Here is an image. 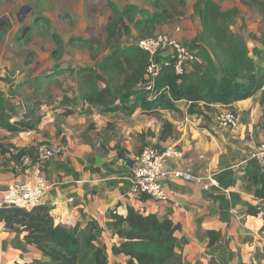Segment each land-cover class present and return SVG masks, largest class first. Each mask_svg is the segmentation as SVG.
<instances>
[{"label":"rangeland","instance_id":"374dc122","mask_svg":"<svg viewBox=\"0 0 264 264\" xmlns=\"http://www.w3.org/2000/svg\"><path fill=\"white\" fill-rule=\"evenodd\" d=\"M198 1L0 0V20L6 17L5 23L0 26V93L6 106V110H3L4 119L11 123L23 122L32 126L25 130L10 131L0 125V191L6 188V176L25 177L29 169L28 162L35 161L40 145L44 143L64 145L57 140L61 136L67 140L64 134L70 133L71 137L76 136L83 132V128L91 133L92 127H95L88 122L89 113L100 107L89 100H84L88 87H83V76L79 72L83 68L96 65L92 59V51L85 43L87 39H100L101 43L94 46L97 58L100 59L111 51L112 44L107 41L106 27L114 16V8L123 10L134 6L137 8L133 14L134 19L155 18L156 21L153 27L145 25L142 28L125 17L118 34V40L122 45L137 44L147 30H153V34H171L181 42L191 44L196 41V36L202 30L201 18L195 10ZM213 1L217 2L223 11L235 10L228 19H218L221 23L228 24L230 31L244 40L257 67L264 69V45L262 44L264 17L259 7L250 0ZM28 5L32 6V10L24 15V9ZM88 6L91 9L89 14L86 13ZM8 18L9 21H7ZM125 26L130 27V33L124 30ZM112 76L115 84L113 88H122L124 74L113 73ZM41 78L43 81H40ZM98 84L101 87L105 85L102 81ZM133 95V99L130 96L125 101L118 100V105L116 102L98 110L104 112L115 110L116 115L109 116L110 121H108L117 123L118 127L108 131L106 128L105 131L100 130V132H106L105 135L110 137V140L120 142L127 150H129L127 147H130L134 155L138 154L144 146L152 144L149 139L152 135L158 136V132L152 130V127L147 131L138 128L147 127L145 122L149 118L155 117L156 121L164 124L170 121V117H182L185 114L186 117L202 118L204 126H207L219 139L220 145L216 147L214 144L213 147H207L206 152L212 150L220 152V167L241 162L236 171L240 172L243 169L248 170L249 165H254V160L248 162L246 159L257 143L259 147L261 142H264V86L248 100L249 110H244L242 114H239V110L234 106L236 102L230 105L198 104L199 106L194 109L201 113H192L190 102L182 103L183 106L185 105V112H183L179 109L181 105L177 101L174 102V109L163 108V106L146 107L142 105V100H139L137 93ZM137 100L140 101L137 108L141 112L134 120L130 118L134 114L131 113L130 107ZM145 100L148 101L146 95ZM227 112H233L236 116V124L230 127L221 125L217 120L218 116ZM84 136L88 137V132H85ZM90 136L93 135L90 134ZM76 137L74 144L81 148L80 154H84L83 159L88 163L93 164L96 158H100H89L93 150L92 152L88 150L89 154L85 147L88 142L94 150L101 145L94 153L100 151L101 155H104L102 140L94 141L95 136H93L87 141H82L76 140ZM108 137H105V141L109 140ZM123 147L117 148L121 150ZM21 150H26L27 153L18 162L12 160V155L18 154ZM66 151L65 146L62 156ZM226 157L229 159H225ZM61 161L62 159L52 161L53 163L50 161L44 165V168ZM259 166L262 167L261 164ZM251 185L254 184L251 183ZM1 201L0 199V203ZM258 204L262 203L257 202L256 205ZM228 229L226 224L225 230L221 231L223 244L229 242L230 251L221 248L211 255L209 252L213 249L206 247L200 258L190 260L188 258L190 254L199 252L197 246L193 248L188 242H181L178 251L181 257L180 262L184 264H259L264 244L259 246L249 235L230 234ZM4 232H10V230H2L0 227L2 246L0 264H31L25 263V254L37 253L33 250L27 252L25 247H22L23 233L12 231L14 235L9 237L8 233L4 234ZM247 242H249L248 245ZM185 244H187L186 250ZM250 253L253 254L252 257ZM35 259L36 257L32 259V262ZM109 263L119 264L113 261ZM80 264L94 263L90 257Z\"/></svg>","mask_w":264,"mask_h":264},{"label":"trees","instance_id":"16d2710c","mask_svg":"<svg viewBox=\"0 0 264 264\" xmlns=\"http://www.w3.org/2000/svg\"><path fill=\"white\" fill-rule=\"evenodd\" d=\"M250 2L259 7L264 17V0ZM136 10L134 6L123 10L113 9L114 16L106 27L107 41L112 47L102 58H97L94 52V46L101 43L100 39L85 41L92 51V59L96 65L79 72L83 76V87H88L84 100L108 107L137 93L142 105L146 107L163 106L174 109V102L186 100L192 104V113H201L194 109L198 104L230 105L251 98L264 86V69L257 67L244 40L230 31L228 24L221 23L218 19H228L235 10L223 11L213 0H199L195 10L201 18L202 30L190 47L199 50L203 62L190 64L182 76L176 74L173 66H165L155 83L156 88L163 90V93L154 101H146L145 93L137 87L147 81L149 54L137 44L122 45L118 40L119 29L124 24L125 17L138 27L155 25V18L134 19ZM90 11L88 6L86 13L89 14ZM124 30L130 33L129 26H125ZM150 35H153V30H147L141 38ZM262 44L264 45V39ZM113 73L124 74L122 88H113ZM99 81L104 82L105 86H99ZM139 100L131 105V113L139 106ZM3 110H6V106L0 93V125L10 131L32 127L23 122L11 123L5 120ZM173 134L174 124L166 121L160 140L164 141ZM25 153L26 150H21L18 154H13L12 160L20 161ZM247 174L256 186L254 196L264 201V166L248 169ZM139 199L142 202L149 198L143 196ZM52 210L53 207L48 204H39L31 210L3 202L0 204V223L10 231L22 232L24 241L36 247L47 258L35 259L31 264H80L90 257L94 264H110L107 245L101 239L103 228L96 220L91 221L83 232L77 226L57 223ZM247 213H263L264 217V202L249 205ZM109 216L111 220L108 227L121 240L112 245V253L125 255L127 264H184L180 262L177 249L181 242L188 241L177 237L176 233L182 231V225L174 222L171 217L160 218L155 213H145L133 204L128 206L126 215L111 210ZM206 235L209 239L207 247L213 249L209 252L211 255L221 248L230 251V243L223 244L221 230L209 229ZM259 264L262 262L259 261Z\"/></svg>","mask_w":264,"mask_h":264},{"label":"crops","instance_id":"0c3cea01","mask_svg":"<svg viewBox=\"0 0 264 264\" xmlns=\"http://www.w3.org/2000/svg\"><path fill=\"white\" fill-rule=\"evenodd\" d=\"M186 44L191 45L190 43ZM137 88H139V86ZM249 99L250 98L241 100L234 104L239 110V114H242L244 110H249ZM116 102V105H118L119 102ZM177 102L181 105L179 109L185 112V105L183 106L182 103L186 104L188 101L180 100ZM96 105L100 107L98 109L105 107L103 105ZM98 109L96 108V110L89 113L88 122L95 126L92 127L91 133L88 129L83 128V132L80 133L74 130L80 134L76 135L77 137H71L70 133H63L66 135L67 140L62 136L57 139L66 146L67 151L64 156L58 159H62L61 162L47 165L46 168L43 169L44 175H46V179L51 187L46 192L41 204L53 206L52 213L57 223H62L70 227L77 226L80 231L86 229L91 221L96 220L102 228H105L102 233V240L108 247L109 261L127 264V257L125 255H114L112 253V245L121 240L108 227V222L111 220L109 213L111 210H116L118 213L126 215L130 204H134L136 207L143 204L140 202L131 203L134 200L133 194H131L132 168L128 166L124 160L119 158L117 154L119 151L117 147L122 148L124 145H121L118 141L114 142L110 140L111 138L105 135L106 132H100V130L105 131L106 128V131H108L118 127L117 123L109 122V116H114L115 110H106V112H104ZM139 110L140 109L137 108L133 116H127H132L130 118L135 120L138 115H140L139 113L141 111ZM185 117L186 115L183 114L182 117L174 116L169 118L170 122L174 124V134L164 141L160 140L164 124L156 121L155 117L149 118L147 122H145L147 127L143 128L141 126L138 128L141 130L146 129L147 131L152 127V130L158 132V136L152 135V137L149 138L152 141L150 143L156 145L160 144L159 146L162 148L169 145H177L178 149L182 150L184 154L182 159H172V164L174 166L188 167L192 169L194 173L201 175H206L211 172L215 174L214 177L217 175L218 186H213L210 190H205L202 184L167 181L166 188L175 191V193L171 195V200H148L146 201L144 212L155 213L160 218L169 216L174 222L182 225V231L176 233L177 237L180 240H187L188 244L193 248L196 245L199 251L198 253L193 252L190 254V256H188L190 260H197L202 256L201 253L205 251L209 242L206 235L207 230H225L226 224L230 234L236 236H241L243 234L249 235L259 246L263 245V213L251 215L247 213V210L249 205H256L257 202L263 203L264 201L254 196L256 186L251 185L252 181L249 180L247 170L238 168V170L242 171L236 172L241 162L220 167V152L214 150L206 152L207 147H213L214 144L216 147L220 145L219 139L211 133L207 126H204L202 118ZM115 119L117 120V117H115ZM85 132H88V137L84 136ZM209 133L212 135H207ZM90 134L95 136L94 141L102 140V146L104 148V155L102 156L100 151L94 153L101 145H98L95 150L92 149L89 142L88 145L85 146L87 151L91 150L92 152L93 150L89 158L100 157L96 158V162L93 164L83 159L84 154H80L81 148L74 144L75 137L76 140L87 141L89 138L93 137L90 136ZM105 137H108L109 140L105 141ZM84 138L86 140H84ZM127 148L129 150L124 147L121 150L126 151L129 157L134 160L137 154L134 155L131 148ZM225 159L229 158L226 157ZM250 161L253 160H248V162ZM254 161V165H249L250 168L260 165L256 160ZM23 178V176L19 175H16L14 178H12L11 175L6 176L5 190H7L12 183L22 180ZM5 190L0 191L1 203L3 202ZM0 227L2 230H7L3 223H0ZM6 233H8L9 237H13L14 235L12 231L4 232V234ZM23 235L24 234H22V239ZM246 244L248 245L249 242ZM186 245L187 244L184 245L185 250ZM22 247H25L27 252L33 250L37 253L33 255L25 254V263H32V259L35 257L36 259H47L40 250L33 245L27 244L25 241ZM177 250L179 251V247ZM261 251L263 255L260 257L259 261L264 264V247ZM1 252L2 246L0 248V254ZM252 256L253 254L250 253V257ZM6 263H8L7 258Z\"/></svg>","mask_w":264,"mask_h":264},{"label":"built area","instance_id":"2783aa9c","mask_svg":"<svg viewBox=\"0 0 264 264\" xmlns=\"http://www.w3.org/2000/svg\"><path fill=\"white\" fill-rule=\"evenodd\" d=\"M137 45L149 54L147 66V81L139 85L145 93L148 101L159 98L163 90L156 88V80L165 66H173L178 76L187 72L190 64L203 59L198 49H193L189 44L181 42L171 34H153L140 39ZM181 79H179L180 82ZM134 98V95H131ZM223 126L236 124V116L233 112H227L217 117ZM160 144H149L135 156L131 175V194L134 200L131 203H142L136 208L144 211L146 201L139 198L147 196L148 200L169 201L175 193L173 189L166 188L167 181H181L184 183L202 184L205 190L218 186V180L213 173L206 175L196 174L192 169L174 166L172 159H182L184 154L177 145L161 147ZM258 145V143H257ZM255 146L248 156V160H256L264 166V142ZM65 151L62 144L44 143L39 146L35 161L30 160L27 174L22 180L12 183L4 191L3 203L31 210L42 203L46 192L50 189L44 175V165L50 161L59 159ZM134 205V204H133ZM135 206V205H134Z\"/></svg>","mask_w":264,"mask_h":264},{"label":"water","instance_id":"95a60500","mask_svg":"<svg viewBox=\"0 0 264 264\" xmlns=\"http://www.w3.org/2000/svg\"><path fill=\"white\" fill-rule=\"evenodd\" d=\"M30 9H31V6H30V5L26 6L25 9H24V10H25L24 15H25L27 12H29ZM117 154H118L119 158H121L122 160H124L128 166H130L131 168H133V166H134V161L132 160V158L129 157V155L127 154L126 151H124V150H119V151L117 152Z\"/></svg>","mask_w":264,"mask_h":264},{"label":"flooded vegetation","instance_id":"af4514ba","mask_svg":"<svg viewBox=\"0 0 264 264\" xmlns=\"http://www.w3.org/2000/svg\"><path fill=\"white\" fill-rule=\"evenodd\" d=\"M31 6V5H30ZM31 10H32V6H31V9L29 10V12H31ZM28 13V12H27ZM5 20H6V17H4V18H2L1 20H0V26L2 25V24H4L5 23ZM7 21H9V18L7 19Z\"/></svg>","mask_w":264,"mask_h":264}]
</instances>
